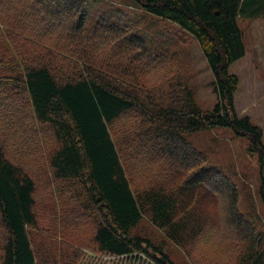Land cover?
Instances as JSON below:
<instances>
[{"label":"trees","instance_id":"obj_1","mask_svg":"<svg viewBox=\"0 0 264 264\" xmlns=\"http://www.w3.org/2000/svg\"><path fill=\"white\" fill-rule=\"evenodd\" d=\"M125 1L196 39L213 76L214 108L199 107L179 69L165 78L168 57L153 50L132 12L105 0H0V264H38L35 243L39 251L49 246L34 203V172L45 165L58 189L54 203L63 208L68 194L73 204L72 224L60 218L57 229L75 233L92 215L97 250L144 254L152 264L174 263L162 245L133 233L145 216L183 245L203 230L200 216L188 212L192 203L221 193L241 226L235 182L206 167L187 134L225 127L250 137L264 204L262 130L237 115L238 77L229 72L245 54L237 17L264 16V0ZM149 71L162 88L140 84ZM244 221L251 234L263 233ZM257 241L245 264H264Z\"/></svg>","mask_w":264,"mask_h":264},{"label":"rangeland","instance_id":"obj_2","mask_svg":"<svg viewBox=\"0 0 264 264\" xmlns=\"http://www.w3.org/2000/svg\"><path fill=\"white\" fill-rule=\"evenodd\" d=\"M105 2L106 6L119 7L139 18L141 22H137V26L149 45L168 57L164 63L165 78L171 76L170 68L173 71L179 69L199 107L203 111H211L217 101L211 85L213 76L196 39L176 24L136 10L135 5L125 0ZM237 24L242 32L245 54L229 66V72L238 77L234 108L238 116L247 115L253 124L260 127L264 144V16L243 13L237 17ZM67 30L65 26L61 28L59 36ZM152 58L153 55L149 53L143 57L147 64L153 62ZM150 72L145 74L148 81L141 80L140 84L143 83L152 91L162 88L163 82L155 75L150 74L148 79ZM28 124L36 127L34 123ZM185 137L206 155V167L219 169L235 182L239 193L237 203L242 212L241 215L237 212L241 226H234L227 213L226 197L216 193L215 196L206 194L198 201L199 205L192 203L191 208L194 207L188 212L200 216L203 230L198 237L186 238L183 245L170 240L165 229L155 226L148 216L143 217L132 229L133 233L162 245L174 264H245L248 255H254V251L249 253L253 242L259 246L258 238L263 242L260 247L264 250V204L259 194V153L252 148L250 137L237 136L225 127L192 132ZM34 181L39 234L45 240V245H49L47 249L39 251L41 248L35 243L38 264H152L144 254L115 257L97 250L92 241V215L83 223L84 227L75 233H62L56 224L60 218L66 220L68 225L72 224V199L65 194L63 208L57 202L54 203L53 197L58 189L47 165L41 172H34ZM244 219L252 221L263 233L251 234L247 228L251 224ZM81 220L78 218V221ZM48 231L53 232V238L47 236ZM252 238L255 240L252 241ZM51 241L54 246L50 244ZM46 258L50 260L46 261Z\"/></svg>","mask_w":264,"mask_h":264}]
</instances>
